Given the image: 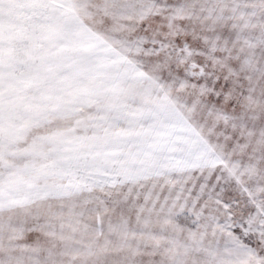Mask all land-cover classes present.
<instances>
[{
  "label": "snow or ice",
  "instance_id": "1",
  "mask_svg": "<svg viewBox=\"0 0 264 264\" xmlns=\"http://www.w3.org/2000/svg\"><path fill=\"white\" fill-rule=\"evenodd\" d=\"M0 264H264V0H0Z\"/></svg>",
  "mask_w": 264,
  "mask_h": 264
}]
</instances>
